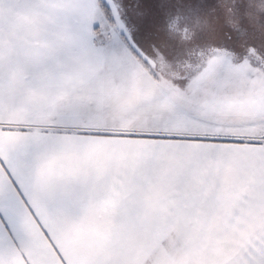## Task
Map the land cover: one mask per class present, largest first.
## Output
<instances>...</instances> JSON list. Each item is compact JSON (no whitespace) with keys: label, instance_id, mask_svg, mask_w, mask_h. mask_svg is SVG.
Instances as JSON below:
<instances>
[{"label":"snow or ice","instance_id":"snow-or-ice-1","mask_svg":"<svg viewBox=\"0 0 264 264\" xmlns=\"http://www.w3.org/2000/svg\"><path fill=\"white\" fill-rule=\"evenodd\" d=\"M0 264H264V0H0Z\"/></svg>","mask_w":264,"mask_h":264},{"label":"rangeland","instance_id":"rangeland-1","mask_svg":"<svg viewBox=\"0 0 264 264\" xmlns=\"http://www.w3.org/2000/svg\"><path fill=\"white\" fill-rule=\"evenodd\" d=\"M179 59H183L184 57L183 56H180V57H178Z\"/></svg>","mask_w":264,"mask_h":264}]
</instances>
